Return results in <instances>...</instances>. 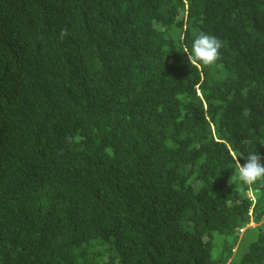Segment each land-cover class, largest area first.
<instances>
[{"label":"trees","instance_id":"1","mask_svg":"<svg viewBox=\"0 0 264 264\" xmlns=\"http://www.w3.org/2000/svg\"><path fill=\"white\" fill-rule=\"evenodd\" d=\"M248 152L264 0H0V264H264Z\"/></svg>","mask_w":264,"mask_h":264},{"label":"clouds","instance_id":"2","mask_svg":"<svg viewBox=\"0 0 264 264\" xmlns=\"http://www.w3.org/2000/svg\"><path fill=\"white\" fill-rule=\"evenodd\" d=\"M67 34V30L62 29L61 39ZM222 47L223 42L219 38L201 32L194 40L191 50L185 49L184 53L187 54V60L191 65L200 63L204 66H213L221 59L220 49ZM242 155L236 157L237 173L230 178L229 184L234 183L236 179L247 185L264 180V163L261 162L264 158L256 152H248V155L244 158L245 162L241 164L239 157Z\"/></svg>","mask_w":264,"mask_h":264},{"label":"rangeland","instance_id":"3","mask_svg":"<svg viewBox=\"0 0 264 264\" xmlns=\"http://www.w3.org/2000/svg\"><path fill=\"white\" fill-rule=\"evenodd\" d=\"M250 196L253 197V196H252V193L250 194ZM263 221H264V217H263L261 223H262ZM256 225H257L256 223L250 222L247 226H245V227L242 228V230L240 231V235L243 234L244 230H245L247 227H254V226H256Z\"/></svg>","mask_w":264,"mask_h":264}]
</instances>
